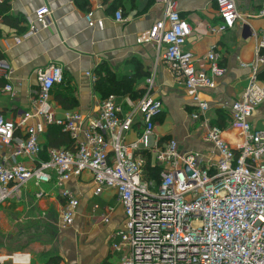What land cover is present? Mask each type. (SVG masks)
I'll return each mask as SVG.
<instances>
[{"label":"built area","instance_id":"obj_1","mask_svg":"<svg viewBox=\"0 0 264 264\" xmlns=\"http://www.w3.org/2000/svg\"><path fill=\"white\" fill-rule=\"evenodd\" d=\"M156 1L164 5V15L137 41L154 43L163 51L167 66L197 105L191 119L217 151L215 163L209 164L194 151L182 153L176 138L163 141L156 135L163 103L150 93L127 112L110 94L96 117L85 118L80 112L57 117L51 93L65 77L61 66L51 65L36 70L34 114L18 122L0 110V206L18 197L32 180L46 184L55 176L62 186L88 171L95 194L114 190L124 207V221L111 244L114 251L123 252L121 264H264V128L252 123L264 101V83L259 80L264 69V29L254 34L258 45L254 62L247 65L248 84L229 106L231 125L238 132L228 139L229 129L212 124V107L202 95L215 89L216 79L225 73L218 52L210 50L204 61L207 67L198 66L185 48L192 27L181 16L178 1ZM216 2L221 22L209 29L220 35L234 28L241 14L236 0ZM51 15L48 6L38 8L29 34L50 26ZM86 17L90 25L95 23L92 12ZM250 17L264 18V2ZM115 18L123 21L121 10ZM96 23L103 27L102 20ZM11 72L10 64L0 59V75L8 80ZM155 77L151 73L147 78L150 90ZM30 117L36 123L27 124ZM51 125L69 134L74 150L52 148L44 159L43 137ZM132 130L137 137L126 142ZM158 164L163 169L156 179L151 171ZM36 195L40 199L46 192L39 190ZM62 197L63 226H70L80 202L66 189Z\"/></svg>","mask_w":264,"mask_h":264},{"label":"crops","instance_id":"obj_2","mask_svg":"<svg viewBox=\"0 0 264 264\" xmlns=\"http://www.w3.org/2000/svg\"><path fill=\"white\" fill-rule=\"evenodd\" d=\"M177 1L181 16L192 27L185 48L203 68L207 67L205 56L215 49L225 68L224 75L216 79V88L204 91L203 98L212 109L230 112L229 106L241 97L248 84L250 69L247 65L256 58L258 41L254 34L264 29V18L250 17V13L261 8L264 0H236L241 17L234 28L220 35L209 29L221 20L216 0ZM42 6L52 10L50 26H38L36 32L29 34L35 12ZM117 10L122 11L121 22L115 18ZM89 12H92L93 25L86 17ZM163 15L164 5L156 0H0V56L12 68L8 80L0 75L1 112L18 122L26 114H34V91L38 89L36 70L59 65L64 71L63 84L74 92V102L71 108L60 104V86L56 85L51 93L56 116L61 118L67 112H80L85 118L96 117L106 98L98 81L111 73L130 86L128 92L115 94L123 112L150 93L163 103L156 120V135L163 141L176 138L182 153L194 151L209 164L215 163L217 151L191 119L197 105L167 66L163 51L159 52L154 43L137 41ZM98 20L103 21V27L97 25ZM88 73L96 80L93 81ZM151 73L156 77L150 90L147 78ZM262 73L264 69L260 76ZM259 80L264 83L263 79ZM8 84L12 91L6 90ZM36 121L35 117H30L27 124ZM228 123L225 128L230 132L226 137L230 139L238 130L231 125V115ZM252 123L255 126L264 123V101L256 108ZM136 137L137 131L132 130L126 134L125 141L132 142ZM43 144L46 150L42 158L43 154L48 158L49 150L57 147L48 146L47 135L43 137ZM64 189L77 196L80 202L70 226H63L62 222ZM39 190L46 192V202L42 200L45 197H36ZM39 190L32 194L35 201L46 203V229L41 240L39 234L37 238L31 235L27 239L19 232L18 219L10 215L8 222L7 214L0 212V264H48L55 258L60 260L59 264L122 263L123 252L111 248L116 240L114 234L125 218L124 207L114 190L95 194L93 178L88 171L65 181L62 186L53 176L52 181L42 184ZM26 194H31L29 183L18 197L7 203L16 204ZM51 207L58 211L54 220Z\"/></svg>","mask_w":264,"mask_h":264},{"label":"trees","instance_id":"obj_3","mask_svg":"<svg viewBox=\"0 0 264 264\" xmlns=\"http://www.w3.org/2000/svg\"><path fill=\"white\" fill-rule=\"evenodd\" d=\"M2 57L0 56V59ZM101 73V72H100ZM262 73L261 76H263ZM107 84V85H106ZM99 88L104 92L105 97L110 94H117V93H126L130 90L129 84H125L121 78L117 79L113 77L111 73L106 74L105 76L101 77L98 81ZM60 90L58 91L60 94L58 95V101L62 104L65 108H71L73 106L74 98H73V90L71 87H65L64 84H60ZM58 86V87H59ZM69 91V92H68ZM225 110H216L215 111V118L212 119V124L216 125L220 128H225L226 124L228 123V119L226 118ZM220 116V117H219ZM157 120V119H156ZM47 135L48 139V146L49 147H65L67 149L74 150V142L70 138L69 134L64 132L60 127L57 126H50L45 136ZM45 145H43V151L45 152ZM43 158L47 159L43 154ZM163 169V166L158 164L157 168L153 169L151 172L156 179H159V173ZM59 264L60 260L58 258L52 259L48 264Z\"/></svg>","mask_w":264,"mask_h":264},{"label":"rangeland","instance_id":"obj_4","mask_svg":"<svg viewBox=\"0 0 264 264\" xmlns=\"http://www.w3.org/2000/svg\"><path fill=\"white\" fill-rule=\"evenodd\" d=\"M219 22H221V20ZM260 79L264 80V74L263 76H260ZM215 111H216L215 109L211 110V117L213 118H215L216 116ZM224 112L227 115L226 118L229 119L230 112L228 111V109L225 110ZM227 125H229V123H227L225 126L228 127ZM263 126L264 123L260 125L261 128H264ZM29 187H30V193L32 194L34 191L36 192L37 189L39 190L42 187V184L37 185L35 180H32L29 182ZM31 194H26L23 198H21L22 200L20 199L19 202H16V204L11 202L5 203L3 206H0V212L7 214L6 217H8V222H10L11 220L10 215H14L13 216L14 219L15 218L16 220L18 219L17 226L19 228V232L24 233L27 239H29L28 237H31V235L36 237L39 234L38 237H40L41 240L43 230L46 229L45 228L46 203H42L44 202L42 200H45L46 202V197L44 196L45 198L44 199L41 198L42 200L40 201H35L33 199L34 198L33 194H32L33 197L31 196ZM51 210H52V218H53L52 220H54L56 218L58 211L53 207H51ZM0 231H1V226H0Z\"/></svg>","mask_w":264,"mask_h":264}]
</instances>
